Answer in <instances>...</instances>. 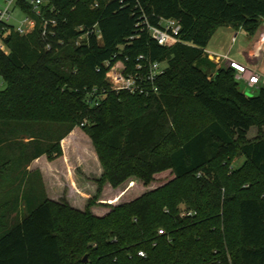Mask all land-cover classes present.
<instances>
[{
    "label": "trees",
    "instance_id": "obj_1",
    "mask_svg": "<svg viewBox=\"0 0 264 264\" xmlns=\"http://www.w3.org/2000/svg\"><path fill=\"white\" fill-rule=\"evenodd\" d=\"M45 1L40 16L17 2L35 27L21 35L9 25L0 49V175L14 162L62 156L60 143L76 126L103 172L84 210L41 199L27 179L20 193L0 196V220L25 211L3 227L0 264H264V138L248 140L251 128L264 127V88L246 96L236 72L205 53L220 27L254 35L264 0ZM161 19L181 23L180 43L161 47L150 37L144 23ZM46 23L53 34L44 35ZM140 55L167 62L159 93L111 91L104 63L132 69ZM39 123L65 125L66 135L45 147L33 136L30 145L11 141L14 127ZM235 154L245 162L231 171ZM105 190L111 203L137 195L107 205L99 203Z\"/></svg>",
    "mask_w": 264,
    "mask_h": 264
},
{
    "label": "rangeland",
    "instance_id": "obj_2",
    "mask_svg": "<svg viewBox=\"0 0 264 264\" xmlns=\"http://www.w3.org/2000/svg\"><path fill=\"white\" fill-rule=\"evenodd\" d=\"M3 5H4V0H0V9ZM24 18H25V14L20 12L18 9L14 10L12 24L15 26V28L20 27V23L22 20H24ZM248 46H250V44H249V41L246 38V36L242 35L241 37L238 38L237 43H234V31L232 29H229L228 27H220L214 32L208 46L205 48V51L207 53L214 54L218 57H223V56L229 55L230 59L235 58V59L239 60L240 62L245 63L248 67L253 68L254 66L252 65V63L250 64L248 61H246L247 59H245L247 57L245 55V53H246V49L248 48ZM4 50H6L5 46H4ZM214 63L217 64L218 66L222 65V63H216V62H214ZM235 78H236V74H235ZM108 83L110 86L109 81H108ZM238 83H239V89L242 92H244L246 94V96L254 97V96H257L259 94V89L250 88L245 83L240 82V81H238ZM77 129H78V131L85 133L82 127L76 126L74 128V130H77ZM14 131H15L16 135L12 138L11 141L12 142L17 141V145H19L21 143L25 144V145H30L31 144V137L33 136L34 138L39 140V142L43 145V147H45L48 144L50 145V144L55 143L56 140L59 137H61L62 135H66L67 127L65 125H62V124L39 123V124L30 125V126L18 125L16 127H14ZM66 136H68V135H66ZM260 138H264V127L256 126V127L251 128V130L248 133V140L254 141V140H257ZM75 139H76L75 141L73 139V141L70 140L69 142H65L64 148H63V146H61L62 156L64 155V151H65V153L69 154L71 156V159L73 158V160L78 159V161L80 162L79 158L82 157L83 163L85 165L84 167H90L91 173H95V170H94L95 168H94V165L92 164L94 159H95L94 157L96 155L94 148L91 147V144L86 139L83 140V139H80L77 137H75ZM73 142L78 144V146H74ZM60 145H62V144L60 143ZM31 151H32V149L30 147L29 148L27 147L26 149L24 148L22 151L20 150L18 152V154H16V155H19V153L21 155L22 152L23 153L26 152L27 154H29V153H31ZM12 155L14 157L16 156L14 153V149H12ZM56 155H59V153L57 152ZM45 156L47 157V155H45ZM62 156H59V157L57 156L52 161L49 160L48 157H47V159L49 162H57L58 160H60V158H62ZM244 162H245L244 157H241V156H238V154H235V156H234V158L230 164L231 165V171L240 168L244 164ZM28 166H29V164L28 165L24 164V163L23 164H19V163L16 164V162H14L13 168H11L12 170H10V169L7 170L8 171L7 174H8V176H10V178H8L6 181L10 182V183H14V185H15V184L19 183L22 179H24V180L27 179L28 184L35 185L34 188L37 189L36 191L39 194L41 192L42 196H41V194L39 195L41 197V199H46V198L50 199V197L47 196L45 184L43 182V178L41 176L40 170H34L33 173H36V174L34 175V178H30L31 176H29V174H28L29 172H27ZM73 171L76 173L77 176H80V177L84 176L85 177V175L82 174L80 166H76ZM171 177H172V175H168L164 179L162 178L161 181L164 183L167 180H169ZM84 179L87 182V184L85 183L86 185L92 184L93 181L96 184V179H91L88 177H85ZM128 187L129 186L127 184V185L122 187V190H125ZM96 188H97V184H96ZM142 188L146 189L144 186ZM86 192H88L87 195H81L80 193H78V195L72 197L71 200L68 199L66 195H63L62 197L59 198V200L66 198L72 206L84 210L88 204V201L90 199H93L96 195V190H94V191L87 190ZM105 194L102 195L99 203L107 204V205H117L119 202H122L124 199L132 198L135 195H137V193H135L134 195L128 196L124 199H120L118 202L111 203L112 201L116 200V199H114L115 195H113V193H110V191L105 192ZM107 205H96V208H94V211L99 212V213H101L103 211H107V209H109L107 207ZM185 209L186 208L184 206H182L183 212L186 211ZM2 215H5V218L0 220V236L2 235L3 227L12 228L13 226H15L16 224L21 222V220L25 216V211L22 207L15 214H12L10 212H6V213H3Z\"/></svg>",
    "mask_w": 264,
    "mask_h": 264
},
{
    "label": "built area",
    "instance_id": "obj_3",
    "mask_svg": "<svg viewBox=\"0 0 264 264\" xmlns=\"http://www.w3.org/2000/svg\"><path fill=\"white\" fill-rule=\"evenodd\" d=\"M23 1L33 8L36 15L40 16L41 7L46 4L45 0H4V5L0 9V49L4 50L3 39L9 33V25L12 24L13 13L17 7V2ZM98 7V4L95 5ZM20 11V10H19ZM21 12V11H20ZM53 28H56V21L50 22ZM35 20L25 15L24 20L21 21L20 27L16 28V31L21 34H27L31 32L35 27ZM48 23L44 27V35L53 34V31H47ZM146 31L150 37L161 47H173L181 42L180 35L182 32V25L175 19H161L158 25H150L148 22L144 23ZM77 31L83 32L84 27L76 28ZM98 39H101V32L98 26H94L93 31ZM90 32L81 34L76 40V45L80 46L86 42ZM236 38H234V41ZM208 58L216 63H223L227 68H230L236 72V80L245 83L250 88H264V73L258 70L248 67L229 58V56L218 57L214 54L207 53ZM104 67L108 70L107 80L110 82V90L116 93L121 91L128 92L132 95L150 96L159 93L157 86L158 80L165 73L167 68V62L152 61L150 58L140 55L136 58V61L132 69L126 68L123 64L118 66H111L110 62H105ZM99 97H97L96 105H99V100L103 99L106 95V90L99 91ZM94 93H98L97 89H94ZM160 235L163 231L159 232ZM141 257H144L143 252L139 253Z\"/></svg>",
    "mask_w": 264,
    "mask_h": 264
},
{
    "label": "crops",
    "instance_id": "obj_4",
    "mask_svg": "<svg viewBox=\"0 0 264 264\" xmlns=\"http://www.w3.org/2000/svg\"><path fill=\"white\" fill-rule=\"evenodd\" d=\"M228 28L234 31V38H236L234 43H237L238 38L242 35L246 36L250 46H248L246 49L245 55L247 57L245 59H247L246 61H248L250 64L252 63L254 66L253 69L264 73V20L261 22L258 31L254 35H248L243 29H233L231 27ZM232 60L246 65L235 58ZM220 67L227 68L223 63ZM75 137L88 140V142L91 144V147L93 148L90 138L86 136L85 133L78 131V129L73 130L70 134H68V136H66L61 141V146L64 148L65 142H69L70 140L73 141V139L75 141ZM74 146H78V144L74 143ZM94 158L95 159L92 164L94 165L95 173H91L90 167H84L85 165L83 163L82 157L79 158L80 162L78 159L73 160V158L71 159V156L66 154L65 151L62 158H60V160L57 162H49L45 155L41 156L29 164L27 167V172L33 173L34 170H40L43 182L45 184L47 196L50 197V200L59 201V198L63 195H66L67 198L71 200V198L77 196L78 193L81 195H87V190L97 191L94 181L92 184L86 185L87 182L84 179L85 177H88L98 180L102 175L103 170L97 155H95ZM76 166L81 167L82 174L85 175V177L76 175V173L73 171ZM8 178H10L8 174L4 175L3 177L0 175V196L20 193V187H18V184L14 185V183L7 182L6 180Z\"/></svg>",
    "mask_w": 264,
    "mask_h": 264
},
{
    "label": "water",
    "instance_id": "obj_5",
    "mask_svg": "<svg viewBox=\"0 0 264 264\" xmlns=\"http://www.w3.org/2000/svg\"><path fill=\"white\" fill-rule=\"evenodd\" d=\"M84 262H87V257L84 259Z\"/></svg>",
    "mask_w": 264,
    "mask_h": 264
}]
</instances>
